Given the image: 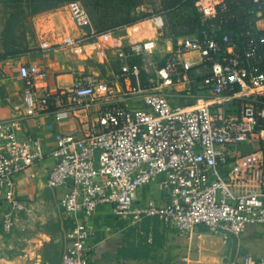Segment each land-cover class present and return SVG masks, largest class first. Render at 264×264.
I'll return each mask as SVG.
<instances>
[{
    "label": "built area",
    "instance_id": "2783aa9c",
    "mask_svg": "<svg viewBox=\"0 0 264 264\" xmlns=\"http://www.w3.org/2000/svg\"><path fill=\"white\" fill-rule=\"evenodd\" d=\"M250 3L240 10L227 0H195L203 27L171 46L145 81L137 58L152 54L156 40L115 49L118 28L96 29L89 10L71 0L66 7L80 32L44 40L41 47H92L104 59L114 50L116 81L80 74L70 86L52 89L45 66H19L26 115L50 114L56 122L76 117L86 124L80 135L56 133L51 152L55 164L47 185L63 191L64 208L75 218L61 264H94L87 221L107 204L121 218H156L182 231L206 226L239 236L249 225L264 224V170L257 188L235 194L221 168L228 146L257 143L264 152V0ZM151 20L156 29L164 25L162 14ZM19 124L16 117L0 120V200L14 209L22 206L16 175L41 154L39 140L21 136ZM154 181L162 202L149 198L136 205V192ZM12 222L7 211V229ZM237 261L264 264V252Z\"/></svg>",
    "mask_w": 264,
    "mask_h": 264
},
{
    "label": "rangeland",
    "instance_id": "374dc122",
    "mask_svg": "<svg viewBox=\"0 0 264 264\" xmlns=\"http://www.w3.org/2000/svg\"><path fill=\"white\" fill-rule=\"evenodd\" d=\"M79 1L89 10L96 29L118 28L111 40L115 49L126 45L129 38L138 40L142 36L156 40L157 46L152 54L137 58L143 67L145 81L154 74L157 67L164 63L171 46L175 47L178 40L200 27L199 11L194 0ZM42 2V0H0V61L16 64L13 61L15 57L24 54L37 55L44 51L49 56L48 64L51 70L72 71L76 75L98 73L108 79L118 73L120 61L117 60L114 50L110 52L108 58L103 59L92 47L77 51L72 48L55 49V47L43 49L41 44L44 40L54 43L57 38L66 33L78 34L80 31L70 17L66 7L67 1L57 6ZM228 2L237 4L240 10L245 9L247 4V0H228ZM142 6L145 10L141 8ZM158 14L163 15L164 25L156 29L151 19ZM57 61L60 62L59 67H57L58 64L52 65ZM54 66L56 69H53ZM3 74H5L4 67L0 65V77ZM15 92H17L16 87L8 89L4 84H0L1 97H9ZM19 95L23 98L22 93ZM191 100L192 98L189 97L187 102ZM185 101V98H176L174 102L182 104ZM230 147L243 154L253 151V146L246 143ZM257 161L254 160L251 164H258ZM256 167L261 172L264 165H256ZM251 168H254L253 172ZM247 170L248 173L252 172V179L255 180L258 174L255 165H248ZM236 188L238 189L237 184L234 185V189ZM255 188L257 183L251 185V189ZM60 194V190L43 185L41 193L30 201L31 204H25L21 200L22 206L19 209L11 206L0 209V264L20 258L25 253V246L21 243L25 242L26 236L29 237L26 233H35L36 228L42 225L40 223L42 216L50 213L66 215L63 212L64 206ZM7 211H10L13 216L9 229L4 223V215ZM112 214L119 217L115 212ZM31 219L34 220L30 221ZM159 225L161 223L156 222L154 227ZM253 226L249 225L248 230L239 236L224 234L206 226H199L189 231L173 228L172 242L176 235L182 237L181 246L185 250L183 260L186 264H207V260L211 258L207 256L208 252L202 245L212 240L223 244L221 253L213 261L214 264H237L238 258L248 253L252 254L256 250L255 245L251 243L248 244L246 241L240 243V238L247 237V240H255Z\"/></svg>",
    "mask_w": 264,
    "mask_h": 264
},
{
    "label": "crops",
    "instance_id": "0c3cea01",
    "mask_svg": "<svg viewBox=\"0 0 264 264\" xmlns=\"http://www.w3.org/2000/svg\"><path fill=\"white\" fill-rule=\"evenodd\" d=\"M148 37H142L138 40L129 38L127 44L134 41L146 40ZM126 44V45H127ZM48 54L40 52L37 55L24 54L15 57L11 64L9 61H0L4 67L3 76L0 77V84H4L8 89L17 88V92L11 93L9 97L0 95V120L16 117L20 119L18 133L21 136L30 135L39 140L41 145L40 157L36 158L33 166L24 172L16 175V190L18 197L23 202L31 204V200L39 196L41 187L47 185L50 169L55 164V158L51 155L55 147V134L58 132L75 133L80 135L86 129V124L81 123L76 117L56 122L50 114L40 116L26 115L24 99L20 93L24 94L23 80L19 74V66L26 62H36L45 66L49 72L47 79L52 89L58 86H70L73 83L76 74L72 71L51 70L48 64ZM104 59V58H103ZM60 63L57 61L53 64ZM60 64L57 65L59 67ZM53 69H56L54 66ZM98 74V73H95ZM99 75V74H98ZM117 75V74H116ZM116 75L110 79L100 75L109 81H116ZM19 84V85H18ZM14 96V98H12ZM48 124H53L49 129ZM253 146L252 153L243 154L230 146L226 149V155L221 163L222 170L230 175L233 182L238 185L234 189L235 194L250 191L251 185L259 184L261 172L256 165H264V152L259 149L258 144ZM230 159L229 161H227ZM258 160V164H251L252 161ZM248 165H255L258 170L256 179H252V172L248 173ZM234 184V185H235ZM48 186V185H47ZM60 190V189H56ZM62 200L63 191L60 190ZM135 204L139 205L146 199L154 198L157 202H162V190L157 181L138 190L135 195ZM9 206L8 203L0 200V209ZM64 206V205H63ZM4 209V210H5ZM66 215L59 213H50L42 216L40 223L42 225L36 228L35 233H26L22 242L25 247V253L15 260H10L5 264H61V258L67 244V233L75 222L74 216L68 214L63 208ZM113 207L109 204L102 205L88 218L91 236L89 245L91 247V259L94 264H186L183 260L185 250L181 246L182 237L176 235L173 241V228L167 227L163 222L156 218H149L144 222H138L133 217L121 218L114 216ZM84 212L80 211L77 217H83ZM34 219H31L32 221ZM161 225L154 227L155 223ZM33 227V226H32ZM167 227V228H166ZM255 231L254 239L240 238V243L255 245V252L252 254L261 255L264 252V224L253 226ZM248 228L245 230V232ZM211 259L207 264H214L222 251L223 244L219 241L212 240L202 245ZM237 264H240L239 262Z\"/></svg>",
    "mask_w": 264,
    "mask_h": 264
},
{
    "label": "trees",
    "instance_id": "16d2710c",
    "mask_svg": "<svg viewBox=\"0 0 264 264\" xmlns=\"http://www.w3.org/2000/svg\"><path fill=\"white\" fill-rule=\"evenodd\" d=\"M43 2V4H54V6H57V5H59V4H61V3H63V2H65V1H71V0H42ZM228 1V0H227ZM194 2H195V0H194ZM229 4H232L233 5V7H235V8H237L238 6H236L237 4H233V3H231V2H229ZM248 4H251L250 3V0H247V4H246V7L248 6ZM199 18H200V14H199ZM236 23L235 22H229V24H228V27H232V28H236ZM203 27V23L201 22V20H200V27H198L195 31H197L198 29H200V28H202ZM195 31H193V32H191V33H194ZM191 33H189V34H191Z\"/></svg>",
    "mask_w": 264,
    "mask_h": 264
}]
</instances>
